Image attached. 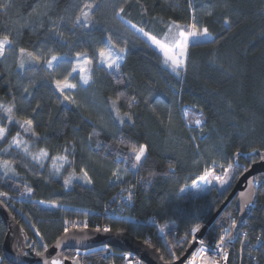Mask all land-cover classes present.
<instances>
[{"label":"trees","instance_id":"trees-1","mask_svg":"<svg viewBox=\"0 0 264 264\" xmlns=\"http://www.w3.org/2000/svg\"><path fill=\"white\" fill-rule=\"evenodd\" d=\"M3 2L11 6L0 11V36L8 34L17 51L19 48L30 52L52 49L58 56L67 54L65 59L70 60L80 51L91 55L93 48L105 42L109 33L118 47L127 41V54L121 64L122 82L118 83L111 71L99 70L94 62L91 89L74 93L81 107L59 97L50 79L52 71H46L43 65L29 66L25 73L17 67L16 53L0 60V104H12L15 95V118L20 120L33 118L35 110L33 127L39 142L29 140L30 150L45 148L51 157L63 147L75 144L77 174L84 167L93 178L91 185L73 181L72 186L66 187L63 177L71 168L55 176L49 172L50 159L40 168L19 149L14 148L7 155L0 153V158L14 161V177H4L0 171V191L8 193L10 199L6 204L26 231L28 245L35 241L49 248L63 235L64 220H86L90 230L110 227L112 231L129 232L157 249L165 263L180 260L191 245V228L196 223L202 227L210 221L244 173L235 167V153L264 151V0H192L197 8L216 5L214 15L203 19L220 39L216 45L191 48L187 70L181 77L165 66L162 55L125 21L144 26L162 38L166 27L161 21L175 20L180 24L189 21L188 0H140L147 15L132 0L131 12L124 21L115 17V9L123 0H97L100 11L95 20L98 23L84 29H74L70 22L81 0ZM37 4L48 5L46 15H30ZM201 15L198 12V17ZM61 18L63 37L50 30L52 22ZM225 18L232 21L231 32L225 31ZM69 70V63H63L55 78ZM29 80H34L36 85L30 88V97L19 86L27 85ZM120 92L126 97L136 96L132 107L121 98V112L132 113L134 120L124 126L113 123L108 109L109 97L115 99ZM57 97L61 102H57ZM37 103L41 105L38 109ZM196 119L204 121L203 133L195 127ZM101 123L109 127L101 129ZM7 126L10 139L19 129L15 125ZM93 129L99 136H93L89 142L87 137ZM20 131L28 140L29 134ZM121 137L137 145H147L148 153L139 175L130 170L123 177L126 183L118 185L109 182L111 170L120 163L117 155H127L130 150L119 143ZM97 140L101 144L99 154L90 155L89 148H95ZM250 160L251 157L239 158V164L248 169L253 164ZM213 161L217 173L223 172L220 164L225 168L233 165L232 183L228 188L221 191L215 185L199 195L191 188L180 191L205 168L212 169ZM120 167L123 171L125 166L120 163ZM150 172L154 173L151 177ZM256 182L255 208L232 246L229 264H264V255L257 250L252 257L247 255V248L256 243L255 236L264 235V175L257 176ZM25 186L33 189L31 195L25 193ZM121 187L133 191V203L118 216H109L107 207L118 205L127 194L121 192ZM51 201H58L61 207H47ZM229 214L237 221L235 200L224 209L204 240L219 236L229 227ZM37 229L44 238L42 241L36 235ZM243 231L248 232L251 244L239 261L236 256ZM5 237L6 229L0 221V264H9L2 254ZM114 252L116 256L112 258H106L104 250L81 254L80 261L82 264H123L118 256L123 252L118 249ZM76 253L67 251L62 256L73 260Z\"/></svg>","mask_w":264,"mask_h":264},{"label":"snow or ice","instance_id":"snow-or-ice-1","mask_svg":"<svg viewBox=\"0 0 264 264\" xmlns=\"http://www.w3.org/2000/svg\"><path fill=\"white\" fill-rule=\"evenodd\" d=\"M136 4H140V0H135ZM132 0H123V2L115 9V17L121 21H124V17L131 12ZM10 3H4L3 0H0V11H6L10 7ZM225 8L227 5H224ZM48 5L37 4L33 8L30 15L43 16L46 15V9ZM142 9V14L147 15V9L140 4ZM187 7L189 9V21L186 24L177 23L175 20L164 22L166 27V32L163 33L162 38L153 34L150 31H147L144 26H137L132 24L130 20L125 21L130 25L131 28L135 29L140 35L145 37L147 41L154 46L163 57V62L165 66L171 69L177 77H181L183 73L187 70V63L189 59V50L194 47H205L208 45H216L219 43L220 37L214 36L210 31L209 27L206 26L203 17L211 18L214 15L215 4H212L210 7L197 8L192 0H188ZM127 8V11H126ZM100 11V6L97 3V0H81V3L77 6V13L71 18L72 28H91L98 21L95 20V16ZM198 12L202 15L198 17ZM61 21H53L51 31L55 32L57 35L63 37L64 33L60 31ZM223 25L226 32H231L232 30V21L230 19H223ZM24 25H21L23 27ZM124 46H119L117 42H114L113 35L109 33L106 37L105 42L100 45H97L93 48L91 55L87 51H80L75 54L74 57L70 60H66L65 57L56 55L52 49H48L47 52H30L24 48H19L18 51L15 48L14 40L10 39L8 34L0 36V60H5L7 57L16 53V64L17 67L23 72L29 70V66L34 65H43L45 70H52L50 73L51 82L54 84L56 92L59 93V97H63V101L68 104L75 105L76 107H81L77 103L74 96L71 94L73 90L77 89L80 84L90 86L91 83H94V62L95 66L99 70L111 71L113 77L117 79V82L120 83L122 77L121 71V61L125 58L127 54V41L123 42ZM63 63H69V71L64 73L60 78H55L57 72H59ZM24 93H27L28 96H31L30 88H34L35 81L29 80L27 85H19ZM59 97H57V102H61ZM121 98L127 102L128 107L136 102V96L126 97L124 93H117L115 99L109 97L108 109L110 115L113 117V123L120 126H124L126 123H134L133 114L130 112H121L120 102ZM22 99H24L22 97ZM13 103L10 105L0 104V121H5L4 124H0V153L5 155L9 154L11 150L19 149L27 157H30L32 161H35L40 168H44L45 162L49 159L51 160V168L49 172L52 175L59 176L62 170H65V165L72 169L71 172H68L66 176L63 177V183L66 187L72 186L73 181H81L83 184L91 185L93 184V178L89 175V171L86 168L81 167L79 169V174H77L75 166V144L70 146H65L58 152L56 155L49 156V152L45 148H39L37 151L30 150L31 140L33 143L39 142V138L36 135V131L33 127V121L36 116L35 110H33V118L30 119H16L14 109L16 108L15 104V95L12 96ZM37 109L41 107L39 103L35 106ZM185 116L188 115L187 112L184 113ZM169 122L171 118L169 117ZM195 127L198 128L201 133L204 131V121L202 119H196L194 121ZM7 125H15L19 130L15 132V135H12L9 139V127ZM101 129H106L109 127L106 123H101L99 125ZM29 134V139L21 138V131ZM93 136H99V132L96 129H93V133L87 137V140L91 142ZM195 139V137H193ZM119 143L129 147V153L127 155L121 156L117 155V160L120 161L125 167L123 171L121 170L120 163L116 164L111 170V180L110 183L115 182L118 185L126 183L123 177L128 174V172L134 171L139 175V169L142 168L143 163L147 161L148 146L145 144L132 143L126 141L123 137L120 138ZM197 147H199L197 145ZM101 148L99 140L95 141V148L90 146L89 154H99L98 150ZM247 155L251 156L249 163H255L257 158L264 160V153H261L259 150L254 151L253 153H248ZM70 157H72L70 159ZM235 157L237 160L241 157V153L236 152ZM13 159L0 158V171H2L4 177H14L16 175L15 169L13 167ZM213 168H205L202 174H198L195 178L191 180V183H185L184 187L180 189L181 192L186 191L191 188L195 192H201L203 189L201 185L205 187L211 186L213 181H216L221 187L227 185L229 180L232 179L229 176V173H232L233 165L228 164L225 168V165L220 164L219 167L223 169V175L215 174V164L213 161ZM173 166L169 164V169H172ZM242 171H247L245 166H241ZM174 174V170L172 172ZM239 174V171L236 172ZM154 175L150 172L149 177ZM150 182V181H149ZM134 188L135 185H132ZM249 191L246 194L242 195V204L240 206V211L243 212L245 208H249L254 205V185L249 182L248 185ZM33 189L25 186V193L31 195ZM122 193H127L126 196L121 197V203L124 200L131 202L133 199V192L130 188L121 187ZM23 195V193L21 194ZM7 192L0 191V204H6V201L9 200ZM115 199V198H114ZM41 204H45V201H39ZM49 208H60L61 205L58 201H51L46 204ZM230 223L229 227L224 229L223 233L218 236V239L214 241L212 245L208 248L203 247L205 241L203 239H198L196 233L201 231V225L199 223L195 224V227L191 228V238L193 241H197L200 245L199 251L196 252L192 260L189 261V264H195L197 259L200 260L201 264H227L229 260V252L231 250L232 244L231 241L235 239L233 235V230L237 229V221L234 218H231L229 214ZM64 227L62 228L63 235L60 239L57 240V247L61 246V243H66L69 239H76L75 233L72 236H69L70 232L73 230L81 231L88 228L87 221L82 222H72L69 220H64ZM35 228V226L33 225ZM95 232H111L112 228L110 227H96ZM163 231V229H161ZM36 235L40 236L41 241L44 239L40 234L39 230H36ZM188 233L185 234L187 239ZM240 234L237 233V236ZM87 235L81 239H87ZM256 243L250 248H247V255L249 257L253 256L254 250H257L260 255H264V235L255 236ZM249 241V234L247 232L242 234L241 244L239 249V254L241 257L246 251L245 242ZM28 247L35 250V254L38 257H41L42 264H63V260L59 257L49 258L45 256L48 246L46 244L38 245L35 241L31 242ZM43 248V251H40V248ZM20 255H27V253L21 252ZM171 255V253H170ZM2 259V258H0ZM68 259V257H64ZM73 264H79L80 253L77 252L73 257ZM171 264V262H169Z\"/></svg>","mask_w":264,"mask_h":264},{"label":"water","instance_id":"water-1","mask_svg":"<svg viewBox=\"0 0 264 264\" xmlns=\"http://www.w3.org/2000/svg\"><path fill=\"white\" fill-rule=\"evenodd\" d=\"M264 153V151H260ZM253 153V152H251ZM248 154V153H247ZM241 153L240 158H249L250 155ZM235 167H240L239 159L234 156ZM259 175H264V160L258 158V160L251 165L247 171L241 175L237 180L233 190L227 197L225 203L220 207V209L215 213V215L210 219V221L201 227V231L198 232V239H204L207 235L208 230L215 224L217 219L223 213L224 209L235 200L236 210L238 212L237 219V229L233 230L234 237L237 238V233L244 226L246 220L251 215L256 201V188L255 182L256 177ZM251 182L254 185L255 197L254 205L245 208L241 212L240 206L242 204V195L246 194L249 191L248 185ZM0 221L4 224L6 229V237L2 246L3 258L9 264H42L41 257L36 256L28 247L27 242V233L24 228L16 221L12 211L9 209L7 204H0ZM73 233L76 235V239H69L66 243L62 242L60 247H57L56 242L50 246L47 251L44 253L46 257L57 258L59 257L63 260V264H73L72 260L64 259L62 254L67 251H79L86 252L92 251L95 248L101 246L111 247L113 249H118L123 253H130L135 255L142 263L144 264H169L165 263L162 259L160 253L157 249L149 246L148 244L137 240L129 232L124 231H111V232H95V230L83 229L81 231L73 230L69 233V236H72ZM87 235V239H81ZM61 238V237H60ZM59 238V239H60ZM236 238L231 241L233 245L236 241ZM197 243H192L186 254L178 261H175L171 264H183L195 250ZM24 252L27 255H20L19 253ZM79 264H82L79 260Z\"/></svg>","mask_w":264,"mask_h":264},{"label":"built area","instance_id":"built-area-1","mask_svg":"<svg viewBox=\"0 0 264 264\" xmlns=\"http://www.w3.org/2000/svg\"><path fill=\"white\" fill-rule=\"evenodd\" d=\"M255 186H257V182H255ZM133 192V191H132ZM127 195V194H126ZM114 201H116V199H114ZM132 203H133V200L131 201V202H128L127 200H124L123 201V203H119L118 205H116V206H109V207H107V209H106V211H107V214L109 215V216H118L119 215V213L120 212H122V211H124L126 208L128 209L129 207H131V205H132ZM254 208H255V206H254ZM253 208V209H254ZM87 223H88V221H87ZM246 231H243L242 233H241V237H242V234L243 233H245ZM248 233V232H247ZM197 234L198 233H196V236H197ZM216 239H218V236H215L213 239H211V240H204L205 241V243H204V245H203V247H205V248H208L210 245H212L213 243H214V241L216 240ZM197 243V246H196V248H195V250L192 252V254L190 255V257L183 263V264H189V261L190 260H192V258H193V256H195V254H196V252L197 251H199V249H200V245H199V243H198V240L197 241H191V244L192 243ZM240 244H241V242H240ZM251 244V241L249 240L248 242H245V245H246V247L248 246V245H250ZM233 246V245H232ZM107 248V247H106ZM104 249V250H106V251H108V254L109 255H105V257L106 258H112V257H115L116 256V253L114 252V249H112V248H110V247H108L107 249ZM239 249H240V245H239V247H238V250H237V258L239 259V261H241L242 260V258H243V256L241 257V255L239 254ZM79 252V251H78ZM231 252H232V247H231V250H230V252H229V260H228V262H227V264H229V262H230V258H231ZM80 253V255L81 254H85V252H79ZM127 254H129V255H127ZM244 255V254H243ZM118 256L119 257H121L122 259H123V264H143L135 255H131L130 253H123V254H118ZM257 259V258H256ZM112 264H114V263H112ZM195 264H201V262H200V260L199 259H197L196 261H195Z\"/></svg>","mask_w":264,"mask_h":264},{"label":"rangeland","instance_id":"rangeland-1","mask_svg":"<svg viewBox=\"0 0 264 264\" xmlns=\"http://www.w3.org/2000/svg\"><path fill=\"white\" fill-rule=\"evenodd\" d=\"M147 40V39H146ZM149 42V41H148ZM150 43V42H149ZM151 44V43H150ZM153 48H155L154 46H153ZM156 49V48H155ZM157 50V49H156ZM158 51V50H157ZM159 52V51H158ZM160 53V52H159ZM161 54V53H160ZM162 55V54H161ZM123 61H124V59L121 61V64L123 63ZM48 72H51L52 70H47ZM93 83H91V85H92ZM88 86V85H83V84H80L79 86H78V88L77 89H75V90H73V92L71 93L73 96H74V93L75 92H77V91H79V90H84V91H86V90H90L91 89V87L92 86ZM78 93V92H77ZM75 98V97H74ZM102 106L104 107V105L102 104ZM185 112H187L186 110H183V114L185 113ZM185 115V114H184ZM25 135V134H24ZM21 138L22 139H26L27 140V138H26V136H23V135H21ZM68 166L67 165H65V169L66 170H68ZM62 171H64L65 172V170H62ZM61 171V172H62ZM222 171H224V170H222ZM215 174H217V175H223V172H219V173H217V172H215ZM233 173H229V176H231L232 178H233V175H232ZM231 183H232V179H230L229 180V182H228V184L227 185H224L223 187H221L216 181H213V183H212V185L211 186H208V187H205L203 184L201 185V188L203 189V191H201V193L202 192H206L207 190H209V188L210 187H213V186H215V185H218V187H219V190H221V191H223L224 189H226V188H228L230 185H231ZM197 195H199L200 194V192H198V193H196ZM204 226V225H203ZM107 246H101V247H98V248H95L94 250H92V251H86L85 252V254H88L89 252H93V251H99V250H104L105 248H106ZM108 248V247H107ZM106 248V249H107ZM104 252H105V255L107 254V255H109L108 254V251H106V250H104ZM127 255H129V254H127ZM132 255V254H131ZM239 260V259H238Z\"/></svg>","mask_w":264,"mask_h":264},{"label":"crops","instance_id":"crops-1","mask_svg":"<svg viewBox=\"0 0 264 264\" xmlns=\"http://www.w3.org/2000/svg\"><path fill=\"white\" fill-rule=\"evenodd\" d=\"M0 258H1V256H0ZM2 261V259H0V262Z\"/></svg>","mask_w":264,"mask_h":264}]
</instances>
